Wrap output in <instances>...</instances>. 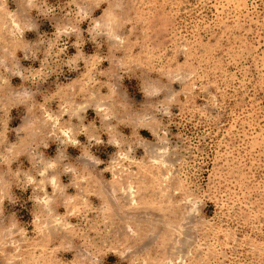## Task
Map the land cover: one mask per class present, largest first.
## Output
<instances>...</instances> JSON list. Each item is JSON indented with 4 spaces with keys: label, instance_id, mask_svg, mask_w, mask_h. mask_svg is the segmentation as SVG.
<instances>
[{
    "label": "rangeland",
    "instance_id": "rangeland-1",
    "mask_svg": "<svg viewBox=\"0 0 264 264\" xmlns=\"http://www.w3.org/2000/svg\"><path fill=\"white\" fill-rule=\"evenodd\" d=\"M0 264H264V0H0Z\"/></svg>",
    "mask_w": 264,
    "mask_h": 264
}]
</instances>
